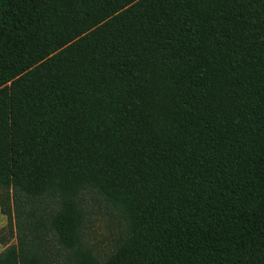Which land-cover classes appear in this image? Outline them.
<instances>
[{"label": "trees", "instance_id": "obj_1", "mask_svg": "<svg viewBox=\"0 0 264 264\" xmlns=\"http://www.w3.org/2000/svg\"><path fill=\"white\" fill-rule=\"evenodd\" d=\"M0 212V264H264V0H0Z\"/></svg>", "mask_w": 264, "mask_h": 264}, {"label": "rangeland", "instance_id": "obj_2", "mask_svg": "<svg viewBox=\"0 0 264 264\" xmlns=\"http://www.w3.org/2000/svg\"><path fill=\"white\" fill-rule=\"evenodd\" d=\"M87 215L82 226L83 240L98 259L107 256L124 235L123 225L113 207L101 196L87 192L84 197ZM6 223V218L0 212V228ZM2 246L0 245V251ZM66 254V253H65ZM65 254H59L61 264H71L65 261Z\"/></svg>", "mask_w": 264, "mask_h": 264}]
</instances>
